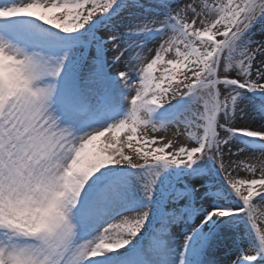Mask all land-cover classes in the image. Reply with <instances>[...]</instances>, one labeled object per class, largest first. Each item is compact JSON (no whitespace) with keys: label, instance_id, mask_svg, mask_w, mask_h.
Here are the masks:
<instances>
[{"label":"snow or ice","instance_id":"snow-or-ice-1","mask_svg":"<svg viewBox=\"0 0 264 264\" xmlns=\"http://www.w3.org/2000/svg\"><path fill=\"white\" fill-rule=\"evenodd\" d=\"M0 264H264V0H0Z\"/></svg>","mask_w":264,"mask_h":264},{"label":"rangeland","instance_id":"rangeland-1","mask_svg":"<svg viewBox=\"0 0 264 264\" xmlns=\"http://www.w3.org/2000/svg\"><path fill=\"white\" fill-rule=\"evenodd\" d=\"M150 134L153 135L154 133H150ZM164 135H167L168 138L173 139L174 141H176V139H177L175 129H169L166 133L163 132L162 136H164Z\"/></svg>","mask_w":264,"mask_h":264},{"label":"bare ground","instance_id":"bare-ground-1","mask_svg":"<svg viewBox=\"0 0 264 264\" xmlns=\"http://www.w3.org/2000/svg\"><path fill=\"white\" fill-rule=\"evenodd\" d=\"M162 134H163V132L154 133L153 135H160V136H162ZM222 252H223V250H222ZM222 259H224L226 261L227 257L222 256Z\"/></svg>","mask_w":264,"mask_h":264}]
</instances>
